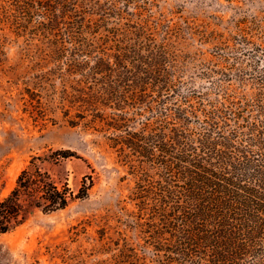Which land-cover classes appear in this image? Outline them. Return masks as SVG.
<instances>
[{
	"label": "trees",
	"instance_id": "obj_1",
	"mask_svg": "<svg viewBox=\"0 0 264 264\" xmlns=\"http://www.w3.org/2000/svg\"><path fill=\"white\" fill-rule=\"evenodd\" d=\"M161 1L0 0V61L21 39V57L61 83V107L105 132L136 176L117 262L264 264V16L210 37L209 23L184 21L213 44L187 81L183 26ZM37 159L0 200V233L27 207L49 213L87 194L90 183L60 189Z\"/></svg>",
	"mask_w": 264,
	"mask_h": 264
},
{
	"label": "rangeland",
	"instance_id": "obj_2",
	"mask_svg": "<svg viewBox=\"0 0 264 264\" xmlns=\"http://www.w3.org/2000/svg\"><path fill=\"white\" fill-rule=\"evenodd\" d=\"M160 5L183 26L179 77L196 82L213 44L200 40L202 27L184 28V21L194 16L209 23L205 36L211 28L234 35L237 22L250 25L264 16V0H162ZM22 47L21 39L10 40L0 61V200L33 157H39L36 163L60 189L77 194L83 183L90 188L53 212L27 207L19 225L0 233V264H123L116 258L118 232L125 228V212L133 209L130 197L137 178L108 146L105 132L61 107V83L49 75L42 78L48 67L41 71L24 60Z\"/></svg>",
	"mask_w": 264,
	"mask_h": 264
}]
</instances>
